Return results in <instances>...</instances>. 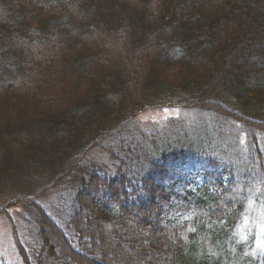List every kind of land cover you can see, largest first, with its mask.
Masks as SVG:
<instances>
[{"label":"trees","instance_id":"obj_1","mask_svg":"<svg viewBox=\"0 0 264 264\" xmlns=\"http://www.w3.org/2000/svg\"><path fill=\"white\" fill-rule=\"evenodd\" d=\"M166 105L194 119L169 142L136 122ZM259 205L264 0H0V216L23 264H106L91 254L113 245L132 264H264L240 233Z\"/></svg>","mask_w":264,"mask_h":264},{"label":"rangeland","instance_id":"obj_2","mask_svg":"<svg viewBox=\"0 0 264 264\" xmlns=\"http://www.w3.org/2000/svg\"><path fill=\"white\" fill-rule=\"evenodd\" d=\"M128 48V47H127ZM122 49L121 47H119L118 52L117 50H115L117 53L116 55V61H115V65L117 66V70L119 69V71L121 72V75L123 77H127L128 74H126V69L129 73H132V71H134V64L132 62H130L129 58H130V52H128V49ZM96 48H93L92 51H95ZM126 50V51H125ZM159 55H161V52L159 53V51H155V55L154 57L159 58ZM138 58V57H137ZM157 63V61H155ZM158 65H162L161 63H158ZM177 70V69H175ZM144 80V78L142 79V81ZM140 86V85H139ZM13 98H19V101L23 103V96L22 93L18 94V92H15ZM10 99H12V96H10ZM27 101V100H26ZM28 102H30V99L28 98ZM33 106H31V104L29 103V106H26V109H24L23 112H21L20 117H27L29 114H31V112H33ZM188 113V115L186 114ZM139 115V114H138ZM137 124L139 125V127H141L142 129H146V130H150V129H160L163 131H166V129L168 127H174L177 125H182L184 123V126H190L193 125L194 123V119H193V115H190L189 110H185V109H180L179 107H169V106H161L158 108H154V109H148L144 111V114L142 113V115H140V117H138L136 119ZM183 122V123H181ZM180 123V124H179ZM198 123H196L195 125H197ZM201 124H207V122H202ZM209 125V124H208ZM201 127V126H200ZM190 129V128H189ZM200 128L197 129H193V130H187V134L184 133V129H176L174 132L171 133V137L173 140L175 141H179L180 138L183 139L182 137H187L186 139L190 140V141H195V139L197 138L198 140H200L201 142H203L204 137L202 136L201 133L197 132ZM210 129V128H209ZM183 133V135H181L182 137H180V133ZM191 131V132H190ZM210 131V135L213 136V133ZM197 132V133H196ZM177 135V136H176ZM169 137H166L167 139H165V136H163V139L165 142H169L170 141V134L168 135ZM197 141V140H196ZM99 157L98 156V152L96 154L93 155V157ZM186 162V161H185ZM191 163V162H189ZM187 163V165L184 164H179V169L176 170V174L172 175V176H182L185 173H193L196 172L198 170V167L196 166V163H194L193 165ZM76 165V164H75ZM79 169H84L86 167L85 162L84 163H80L79 164ZM90 171V169H89ZM87 170V172H89ZM77 174V173H74ZM69 179V177L67 178ZM95 196V193H92V197ZM98 196V199L102 201L104 200L103 195L102 196ZM120 201H124L122 200V197H118ZM53 199H50L49 201H47L48 203H51ZM120 204H123V202H119ZM76 210V209H75ZM82 212L84 213V215H88V210H84L82 209ZM132 213V212H131ZM33 216H36V212L33 213ZM262 216V215H260ZM88 220L91 219V216L88 215ZM153 220H154V216H152ZM93 220V219H91ZM259 219H257L255 222L253 223H249V222H245L244 225L240 228V233H242L243 235L251 232L248 230V228L250 227H254L252 229V233L256 232L257 234V239L262 241L263 240V236H264V226L263 225H259L257 226L256 223L258 222ZM11 221L6 218L5 216H0V256L4 257L7 261H9V264H23L22 260L20 258H18V252L14 243V238L12 235V230H11ZM87 226V228L92 231L94 233L93 238L95 241V244H97V246L100 245V243L102 242V236H101V232L100 229L103 226H91V225H85V227ZM160 227L164 226L163 224H159ZM57 236V235H56ZM58 238V236H57ZM111 238V239H110ZM110 240L113 243H116V236H110ZM53 246L55 244V246H58L57 243L52 242ZM54 246V247H55ZM258 246H261V244L259 243ZM116 246L113 245L112 247V251H108L106 254H104V257L99 258L97 252L91 254V258L94 259H102L100 261H103L104 263H108V264H132L134 263V259H130L127 260L126 255L122 254L119 255L116 251ZM132 260V261H131Z\"/></svg>","mask_w":264,"mask_h":264}]
</instances>
